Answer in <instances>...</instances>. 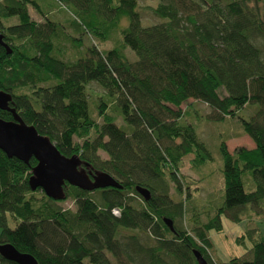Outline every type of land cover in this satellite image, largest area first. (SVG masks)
<instances>
[{"label": "trees", "instance_id": "trees-1", "mask_svg": "<svg viewBox=\"0 0 264 264\" xmlns=\"http://www.w3.org/2000/svg\"><path fill=\"white\" fill-rule=\"evenodd\" d=\"M42 2L67 14L79 38L64 34ZM263 2L225 0L213 7L200 0L185 12L170 0L153 9L164 22L144 26L137 0H0V33L11 50L0 46V90L12 94L10 107L62 155L78 156L88 172L108 173L122 185L94 191L99 201L94 192L66 185L65 199L54 201L40 189L30 190L34 158L25 164L0 151V247L11 245L37 264H198L194 251L208 264H264L259 229L236 239L251 248L226 263L213 258L209 238L211 231H223V216L239 223L264 206ZM30 8L42 22L31 18ZM123 19L129 25L120 43L103 52L101 44ZM85 36L99 44L74 62L64 59L63 40L79 49ZM127 49L136 62L128 60ZM92 82L105 91L93 108L87 95ZM191 99L209 106L218 121L237 118L248 105L257 110L249 120L238 117L241 129L235 134L247 135L255 148L231 154L226 142L233 135L222 137L223 194L207 201V220L193 210L188 231L182 220L192 188L180 175L183 159L192 155L193 166L212 160L194 126L181 121V106ZM0 119L13 116L0 109ZM171 187L180 200L172 199ZM137 188L147 189L150 200ZM133 198L142 200L141 208L132 205ZM69 199L75 211L59 206ZM8 215L16 222L13 229ZM164 219L173 221L174 232ZM0 264L19 263L0 253Z\"/></svg>", "mask_w": 264, "mask_h": 264}, {"label": "rangeland", "instance_id": "rangeland-1", "mask_svg": "<svg viewBox=\"0 0 264 264\" xmlns=\"http://www.w3.org/2000/svg\"><path fill=\"white\" fill-rule=\"evenodd\" d=\"M45 1L49 2L50 0ZM168 1L170 0H137L139 6L138 12L143 25L151 26L164 22V20L155 15L153 9L156 8L160 3H166ZM171 1H174L176 4H178V6L185 12H188L191 8H193V2L200 4V0ZM208 1H210L213 7H220L225 4V0ZM263 4L264 2L261 3V5ZM46 5L47 4L45 2H42L41 4L46 12H50L53 20H57L63 25L64 34H66L69 38H79V34L74 28H72L70 24L69 16L62 10L58 9L56 5H53L52 8L46 7ZM30 15L31 18L36 22L43 21L41 15H39L32 8H30ZM14 23H17L16 19L6 22L7 25ZM128 25V19H123L118 31L112 34L108 42L101 44L100 49L103 52H107L113 47L117 46L120 43L121 31L127 28ZM97 44L99 43L95 39L85 36L82 40V47L77 49L74 47L73 43L66 38L63 40V58L74 62L77 58L82 56L86 48L95 46ZM125 54L131 63L136 62L138 59L136 54L130 49H127ZM87 95L93 108L94 102L99 101L100 98H105V91L97 83L92 82L88 85ZM181 110L184 113L181 121L194 126L200 140L206 145L212 157V160L203 166H193L192 161L194 157L192 155L186 156L183 159V167L180 171V175L185 178V181H187L192 188L190 191L191 196L188 205H186L188 215H186V217L182 220L183 226L189 231L191 230V226L187 221V218L191 217L193 210L200 212L201 216H203L204 211L207 208V201L212 199L215 200L218 198L219 194H223V178L221 175V169L223 165L221 156L219 154V145L222 137L229 134L233 135L226 142L228 151L231 154H234L236 150L240 148H245L247 150H252L255 148L253 141L247 135L235 134H237L241 129L238 117L249 120V118L257 110V107L255 105H248L239 113L237 118H226L222 121H218L215 115L216 113L201 101L191 99L187 104H183L181 106ZM92 116L98 124L101 123V119L97 117L94 111H92ZM101 156L103 159L107 158V155L103 152H101ZM246 191H250L248 186H246ZM170 192L174 201L180 200V198L175 195L173 187H171ZM91 196L95 200L99 201V193L94 192L91 194ZM131 203L134 207L141 208L143 202L139 198H133ZM59 206L64 209L75 211V205L72 199L59 203ZM261 208L262 209L259 210L252 209L251 211L247 212V214L243 216L242 221L239 223H234L226 216L222 217L223 231H211L209 233V238L213 244V248L211 250L213 258L226 263L234 257H243L251 248V244L247 243L245 247L243 245L237 244L236 239L244 235L249 229H259V232L264 236V206ZM214 214L215 212L213 211L210 216L213 217ZM205 219L207 220L208 218L204 215L203 220L205 221ZM8 220L10 228H15L16 222L11 218L10 215H8ZM122 234L131 235L137 234V232L123 230ZM145 238L146 237L143 236V243H145ZM208 254H210V251Z\"/></svg>", "mask_w": 264, "mask_h": 264}, {"label": "water", "instance_id": "water-1", "mask_svg": "<svg viewBox=\"0 0 264 264\" xmlns=\"http://www.w3.org/2000/svg\"><path fill=\"white\" fill-rule=\"evenodd\" d=\"M0 46L11 53L1 33ZM12 100L11 93L0 90V109L13 116L12 121L0 119V151L8 158H15L25 164H29L32 158L37 161L29 178L32 192L40 189L48 198L63 201L66 185L86 192L108 188L122 189V185L112 175L105 172H88L78 156L62 155L47 136L40 134L34 126L26 124L18 112L10 107ZM136 190L146 202L150 200L151 194L147 189ZM164 223L174 232L172 220L164 219ZM0 253L7 260L19 264H37L33 257L21 255L11 245L0 247ZM194 256L198 264H208L199 251H194Z\"/></svg>", "mask_w": 264, "mask_h": 264}, {"label": "built area", "instance_id": "built-area-1", "mask_svg": "<svg viewBox=\"0 0 264 264\" xmlns=\"http://www.w3.org/2000/svg\"><path fill=\"white\" fill-rule=\"evenodd\" d=\"M112 214H113L114 216H116V217H119V216H120V210H118V209H113V210H112Z\"/></svg>", "mask_w": 264, "mask_h": 264}]
</instances>
